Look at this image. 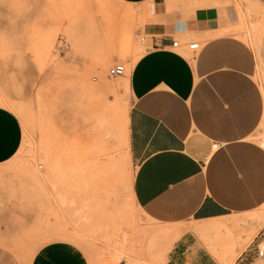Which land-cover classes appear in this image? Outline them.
Masks as SVG:
<instances>
[{
	"label": "rangeland",
	"instance_id": "1",
	"mask_svg": "<svg viewBox=\"0 0 264 264\" xmlns=\"http://www.w3.org/2000/svg\"><path fill=\"white\" fill-rule=\"evenodd\" d=\"M165 5L189 14L218 8L224 24L218 34L253 51L254 79L264 86V0ZM144 16V8L120 0H0L1 106L22 127L17 153L0 165V249L19 264H30L37 249L54 241L76 245L89 264H117L123 256L112 258L109 248L139 237L145 241L139 248L161 262L176 241L177 234L140 222L132 198L124 82L151 48ZM189 42H179L187 59ZM114 65L125 67L122 77L108 75ZM230 238L208 250L225 258Z\"/></svg>",
	"mask_w": 264,
	"mask_h": 264
},
{
	"label": "crops",
	"instance_id": "2",
	"mask_svg": "<svg viewBox=\"0 0 264 264\" xmlns=\"http://www.w3.org/2000/svg\"><path fill=\"white\" fill-rule=\"evenodd\" d=\"M120 1L144 8L151 46L124 82L131 99L125 122L135 164L132 198L140 222L178 237L161 262L139 248L141 237L109 248L111 257L123 256L117 264H264L256 258L264 240V152L258 146L264 86L254 79L253 51L218 34L224 25L218 8L189 14L168 11L165 0ZM175 39L198 41L199 49L187 59L172 48ZM21 142L18 118L0 104V165ZM219 237L232 242L220 260L208 250ZM0 264L19 263L0 249ZM30 264L89 261L76 245L54 241L37 249Z\"/></svg>",
	"mask_w": 264,
	"mask_h": 264
},
{
	"label": "built area",
	"instance_id": "3",
	"mask_svg": "<svg viewBox=\"0 0 264 264\" xmlns=\"http://www.w3.org/2000/svg\"><path fill=\"white\" fill-rule=\"evenodd\" d=\"M145 40L144 39H141V42H144ZM181 44L174 40L172 42V48L174 49H179L181 48ZM186 48L187 50H189L190 52H195L199 49V43L198 42H190L188 44H186ZM125 73V67L122 66V65H114L112 68L109 69L108 71V75L112 78L114 77H122ZM2 103V99L0 97V104ZM258 146L260 148V150L262 152H264V130L262 131L261 135H260V138L258 140ZM256 258L259 259V260H264V240L263 241H260L257 245V248H256Z\"/></svg>",
	"mask_w": 264,
	"mask_h": 264
},
{
	"label": "bare ground",
	"instance_id": "4",
	"mask_svg": "<svg viewBox=\"0 0 264 264\" xmlns=\"http://www.w3.org/2000/svg\"><path fill=\"white\" fill-rule=\"evenodd\" d=\"M49 159H50V158H49ZM51 159H52V158H51ZM51 159H50V160H51ZM52 160H53V159H52ZM49 163H50V161H49ZM49 163H48V168H49V170L51 169V170H52V173H53L54 166L52 165V163H50V164H49ZM54 173H55V172H54ZM48 175H49V174H48ZM43 176H44V174H43ZM36 178H38V177H36ZM210 228H211V227H210ZM205 231H207V230H205ZM219 236H220V234H219ZM217 239H218V238H217ZM219 239H220V237H219ZM171 243H172V242L169 241L167 248H170ZM164 248H165V247H164ZM167 248H166V249H167ZM166 249H165V250H166ZM166 252H167V251H166ZM230 260H231V261L233 260V256L230 258Z\"/></svg>",
	"mask_w": 264,
	"mask_h": 264
}]
</instances>
